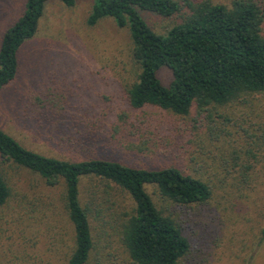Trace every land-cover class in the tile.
Returning a JSON list of instances; mask_svg holds the SVG:
<instances>
[{
  "label": "rangeland",
  "instance_id": "rangeland-1",
  "mask_svg": "<svg viewBox=\"0 0 264 264\" xmlns=\"http://www.w3.org/2000/svg\"><path fill=\"white\" fill-rule=\"evenodd\" d=\"M23 2L0 0V36ZM91 4L92 0H75L72 8H66L60 0L47 3L42 27L46 36L55 35L53 55L46 53L44 41L28 43L23 51L22 85H18L23 91L24 85L33 88L43 79L65 94L70 102L63 111L66 125L81 134L89 132L93 139L86 145L89 148L78 149L75 144L36 134L33 128L42 116L36 113L35 100L24 104L15 98L10 104L13 108L4 112L5 119L0 117V125L24 146L44 155L78 160L91 154L137 167L176 166L203 178L212 187L206 203L169 205L191 242L184 264H264V238L260 239L264 143H254L264 124V93L201 113L193 107L186 115L151 105L132 109L123 94L136 70L127 30L110 19L87 26ZM152 26L160 30L161 19H154ZM159 76L164 84L172 79L166 67L160 69ZM122 112L131 128L138 125L140 116L146 118L144 125L137 127L146 139L143 146L139 139L125 134V124L118 118ZM63 126L54 133L62 137L72 132ZM114 127H121L119 136L113 133ZM246 148H251L259 161L250 168V180L244 185L239 180L248 162ZM0 171L11 189L8 201L0 206V264H66L73 226L61 199L63 183L47 185L38 174L2 159ZM155 192L150 187L156 200ZM80 195L89 210L95 246L88 264H128L117 234V215L131 211L134 202L114 184L95 178L81 179Z\"/></svg>",
  "mask_w": 264,
  "mask_h": 264
},
{
  "label": "trees",
  "instance_id": "trees-1",
  "mask_svg": "<svg viewBox=\"0 0 264 264\" xmlns=\"http://www.w3.org/2000/svg\"><path fill=\"white\" fill-rule=\"evenodd\" d=\"M49 1L24 0L21 11L0 36V117L5 119V110L13 108L10 104L17 97L24 104L35 100L36 113L45 121L39 120L33 128L36 134L88 149L86 145L93 141L89 132L72 131L63 118L64 109L70 106L65 94L43 79L33 88H18L28 43L44 41L46 53L53 55L55 35L46 36L42 27ZM60 1L66 8L75 4V0ZM105 19L127 30L129 36L130 59L136 70L123 94L134 110L151 105L186 115L193 107L201 113L264 93V0H92L85 24L92 27ZM154 19H161L160 30L152 26ZM164 67L172 75L168 84L159 76ZM140 117L138 125H144L146 118ZM118 118L125 124V134L139 139L143 146L146 139L141 138L138 125L131 128L124 112ZM60 125L72 132L60 137L54 133ZM120 129L114 127L113 133L119 136ZM260 129L254 140L259 146L264 143V124ZM254 153L251 148L244 151L248 162L239 180L244 185L250 180V168L259 161ZM0 159L38 174L47 185L63 183L61 199L73 226V245L66 264H88L95 247L89 210L80 195L85 177L114 184L134 202L131 211L117 215V234L128 264H184L191 242L169 205H200L212 195L207 181L176 166L137 167L91 154L78 160L48 156L24 146L1 125ZM150 187L158 199L151 196ZM10 194L0 171V206ZM263 238L264 226L260 231Z\"/></svg>",
  "mask_w": 264,
  "mask_h": 264
}]
</instances>
